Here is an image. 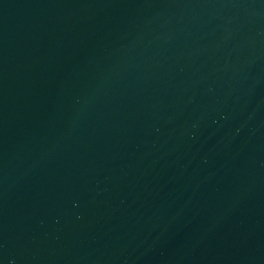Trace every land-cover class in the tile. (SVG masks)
Segmentation results:
<instances>
[{
  "label": "water",
  "instance_id": "1",
  "mask_svg": "<svg viewBox=\"0 0 264 264\" xmlns=\"http://www.w3.org/2000/svg\"><path fill=\"white\" fill-rule=\"evenodd\" d=\"M0 264H264V0H0Z\"/></svg>",
  "mask_w": 264,
  "mask_h": 264
}]
</instances>
